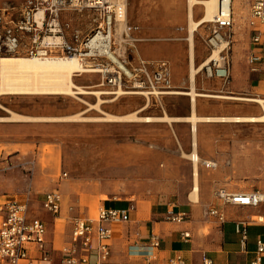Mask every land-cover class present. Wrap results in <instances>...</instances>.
Returning a JSON list of instances; mask_svg holds the SVG:
<instances>
[{
    "label": "rangeland",
    "instance_id": "1",
    "mask_svg": "<svg viewBox=\"0 0 264 264\" xmlns=\"http://www.w3.org/2000/svg\"><path fill=\"white\" fill-rule=\"evenodd\" d=\"M26 1L0 0L17 7ZM193 7V18L197 20L203 13L202 6ZM125 9V21L136 27L132 32L135 41L126 43L125 33L118 23L114 28L115 51L121 52L123 64L131 76L122 77L120 86H114L103 83L102 72H83L74 77L75 83L99 91H115L118 87L138 91L140 89L136 88V84L139 80L144 82L147 90L148 74L164 61L169 69V87L159 86L158 90H188V0H128ZM95 17V13L87 8L80 12L71 9L63 11L60 23L64 35L69 37L74 31L82 39L94 27ZM249 19L247 1L236 0L233 23L227 30L230 36L219 48L222 50L225 47L222 53L229 61L228 80L207 78L203 73L202 63L212 54L205 38L213 23H202L194 32L193 62L195 66L202 65L194 77L196 91L264 99L262 64L249 62L253 49ZM87 60L99 68L110 65L105 59ZM146 96L149 103L138 115L152 116L153 120L110 122L72 119L84 110L87 111L83 112V116H103L90 106L97 103V97L92 94L79 95L78 98L66 95H0V117H9L12 113L33 117L32 120H0V200H26L29 215L44 220L45 214L51 219L53 215L43 209L41 201L46 192L58 191L61 199L59 214L65 215L71 226L74 218L84 217V213H78L77 208L86 207L85 218L96 219L100 204L88 206L89 196L101 202L127 199L133 203H147L154 195L163 197L168 193L163 185L165 180L174 175L178 180L181 162L187 159L192 166L190 155L186 157L180 149L179 126L176 125L186 121L176 118L191 114L190 110L180 111V102L190 106L189 96L177 93L118 96L104 93L100 94L104 102L99 103V108L111 115H129L146 103ZM195 103L214 110V115H202L195 111L198 116L262 113L259 104L239 99L204 95L197 96ZM41 117L58 119L43 120ZM219 125L214 140L228 141L229 149H220L214 159H199L197 169L207 170L211 174L209 178L224 183L218 188H227L229 192L261 188L264 185V123L219 121ZM192 134L195 138V132ZM194 138L192 152L197 142ZM203 162H214L215 165L205 166ZM197 178L198 175L196 182ZM198 194V190L194 194L190 191L189 196L195 200ZM210 194L216 199L215 190ZM56 228L58 236L52 241L53 248L50 247L49 234L46 239L49 248L59 252L55 264H62L61 250L69 241L71 229L67 232L62 225Z\"/></svg>",
    "mask_w": 264,
    "mask_h": 264
},
{
    "label": "built area",
    "instance_id": "2",
    "mask_svg": "<svg viewBox=\"0 0 264 264\" xmlns=\"http://www.w3.org/2000/svg\"><path fill=\"white\" fill-rule=\"evenodd\" d=\"M128 0H27L22 6H14L0 2V57L9 54L48 56L58 53L67 55L79 54L80 50L86 49V43L95 36L108 37L109 32L114 33L116 21L125 12ZM123 4L118 9V4ZM224 0H220L219 7L214 18L213 27L205 38L207 48L211 50L219 48L230 35L227 30L232 26L233 14L229 3L224 8ZM250 9L248 25L251 32L253 49L250 52L249 62L260 63L264 70V0H247ZM84 8L92 10L96 17L93 19L92 30L79 38L78 33H71L66 37L63 26L60 23L62 12L71 9L80 12ZM124 8V11H123ZM41 11V15L38 12ZM66 26L68 24L66 23ZM136 29L133 25H126L124 33L126 43H133L135 37L132 32ZM60 40H49V38ZM116 39L113 37L112 49L115 51ZM103 41L95 46L101 47ZM225 48V47H224ZM217 59H210L203 65V73L207 78L228 80L230 77L229 61L223 50ZM116 52V51H115ZM87 53V52H86ZM114 53V52H113ZM118 53V51H117ZM121 52L115 54L123 63ZM86 55V54H85ZM91 60L105 59L106 66H102L103 83L120 86L122 77H128L104 54L93 52L82 56ZM156 70L147 76L148 88L144 82L137 81L136 88L139 93L146 95L160 94L158 87H169V69L166 62L157 64ZM135 88V82L133 84ZM135 91V90H134ZM215 197L222 204L264 207V187L251 192L234 191L228 192L224 188L215 191ZM44 210L52 215H58L61 211V199L58 191L46 192L41 201ZM221 216V215H220ZM172 220L181 219L180 216H170ZM129 220L127 211L124 209L97 207L96 219L76 217L72 221L69 241L61 250L62 264H105L110 249L107 240L111 230L105 226L106 222ZM235 231L241 235V241L245 240L244 224L235 225ZM188 235L187 233L183 234ZM47 227L45 222L38 216L28 213L26 200L5 199L0 200V264H53L52 251L47 242ZM95 240L93 247L92 241ZM154 240L152 246H157ZM93 260L90 261V255ZM264 255V239L256 242L255 258L252 264H259ZM143 256V264H155L156 255L152 250H146ZM180 256L170 258L168 264H182ZM202 264H212L207 256H203Z\"/></svg>",
    "mask_w": 264,
    "mask_h": 264
},
{
    "label": "crops",
    "instance_id": "3",
    "mask_svg": "<svg viewBox=\"0 0 264 264\" xmlns=\"http://www.w3.org/2000/svg\"><path fill=\"white\" fill-rule=\"evenodd\" d=\"M230 1L233 14L236 0ZM193 9V6L190 10L188 8V19L194 20ZM197 30L198 28L195 31ZM196 97L193 103L190 101V106L180 102V111L190 110L191 114L178 118L184 120L194 113L200 119L194 123L186 120L176 124L179 126L180 149L186 157L190 155L192 166L187 159L181 162L178 180L174 175L171 179H166L163 184L168 193L163 197L154 195L147 203H133L127 199L101 202L96 197H88V206L93 207L99 203L106 207L124 209L128 214L127 222L105 223V226L111 230L110 238L107 240L110 254L105 264H143L142 254L146 250L155 253V264H168L169 259L175 256L182 258V264H202L204 255L210 258L212 264H252L256 242L258 239H264V207H239L222 204L219 200L213 199L211 191H216L224 183L209 178L211 174L204 168L197 169L199 159H214V155L221 151L220 149H229L228 141L214 140V134L219 131V121L238 122L232 118L244 116H198L195 111L202 115L212 113L214 115V110L209 106L196 105ZM192 132H195V138ZM193 138L197 141L194 152H192ZM193 153L197 156L196 163L192 159ZM195 187L199 194L195 200H192L189 195L190 191L193 194L196 192H194ZM263 187L264 185L261 188ZM77 210L78 213H84V218L86 217V207ZM80 210L82 212H79ZM180 215L179 220L170 218ZM47 217L48 215L44 214L43 221L51 240L50 247L53 248L52 241L58 236L56 227L65 226V230L69 232L71 226L67 223L65 215H53L51 219ZM241 222L245 228L244 242L241 241V235L235 231V225ZM184 233L188 235L184 236ZM154 240L158 241L157 246H152ZM95 243L93 240V247ZM58 253L52 251L53 264L59 257ZM92 260L93 254L90 255V261ZM259 264H264V255Z\"/></svg>",
    "mask_w": 264,
    "mask_h": 264
},
{
    "label": "bare ground",
    "instance_id": "4",
    "mask_svg": "<svg viewBox=\"0 0 264 264\" xmlns=\"http://www.w3.org/2000/svg\"><path fill=\"white\" fill-rule=\"evenodd\" d=\"M230 0H224V8L227 9ZM220 0H188V8L194 5L202 6V15L197 20L189 19L188 24V40L190 43V60H189V81L190 86L188 90L182 91H173L168 90L161 93H177L187 95L190 98L191 103L194 102L196 96H218L232 99L245 100L250 102H255L260 105L262 109V113L257 116H244V117H235L232 118L234 121L238 122H263L264 123V99L258 97H242V96H224V95H211L204 94L195 90L194 87V77L198 70L210 59L219 58L220 47L218 49H214L212 51L211 56L206 59L202 65L195 66L193 62L192 56V38L194 31L200 26L202 23H211L214 21L217 8L219 7ZM122 10V2L118 4V9ZM124 11V8H123ZM126 11V9H125ZM190 13V11H189ZM38 15H41V11L38 12ZM118 20L116 21L115 26L118 24L120 28L125 29L127 22L125 21V12L119 17L116 16ZM190 18V17H189ZM131 25V24H130ZM113 37L115 38V34L113 32H109L108 37H99L95 36L90 41L86 43V49L80 50L79 54L76 55H48V56H37V55H21V54H9L2 55L0 57V95H25V96H49V95H66L70 97L78 98L79 95H88L92 94L97 97V103L94 105H90L95 107L99 112L103 114V116L97 117H89L83 116V112L78 113L72 116V119L75 120H92V121H128L133 122L137 120L151 121L154 119L152 116H139L138 113L142 109L148 105L149 97L146 96V103L141 108L136 111H133L129 115L125 116H117L111 115L103 112L99 108V103L104 102L100 98V94L104 93H113L117 96L120 94H139L140 91H132V90H122L121 87H118L115 91H99L95 89H91L89 86H82L74 81V77L83 73V72H100L103 69L96 67L95 65L90 64V61L87 58L82 56H87V54L97 52L100 54H104L105 58H108L111 62H113L121 71H123L126 75H130L129 70L124 66V64L119 60L117 52L112 49ZM116 39V38H115ZM49 40H60L59 38H49ZM103 41L101 47L95 46L98 42ZM223 48V47H222ZM87 52V53H86ZM114 52V53H113ZM86 54V55H85ZM89 59V58H88ZM91 60V59H90ZM188 70V71H189ZM196 78V77H195ZM138 85V84H137ZM115 99V98H114ZM83 114V115H82ZM33 117L31 116H22V115H12L9 117H0V120H28ZM60 118V117H59ZM71 118V117H68ZM164 118V117H161ZM168 118V117H167ZM173 118V117H172ZM168 118V119H172ZM175 118V117H174ZM37 119V118H36ZM40 119L49 120L54 119L51 117H41ZM58 119V118H56ZM54 119V120H56ZM179 118H176V120ZM197 116L192 113L191 117H188L184 120H189L194 123L196 120H199ZM32 120V119H31ZM35 120V118H34ZM156 120V119H155ZM193 162H197V156L193 153L192 155ZM205 166L215 165L212 162H204ZM196 191V187L194 188V192ZM254 191V190H253ZM229 192V191H228ZM251 192V191H245Z\"/></svg>",
    "mask_w": 264,
    "mask_h": 264
}]
</instances>
